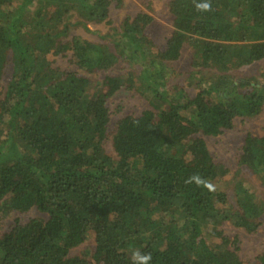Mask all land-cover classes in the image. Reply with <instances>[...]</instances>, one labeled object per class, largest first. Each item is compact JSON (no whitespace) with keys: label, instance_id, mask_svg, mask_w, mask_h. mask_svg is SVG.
<instances>
[{"label":"trees","instance_id":"16d2710c","mask_svg":"<svg viewBox=\"0 0 264 264\" xmlns=\"http://www.w3.org/2000/svg\"><path fill=\"white\" fill-rule=\"evenodd\" d=\"M122 2L0 0V217L17 216L0 229V264H135L137 250L150 264H248L222 226L257 231L263 203L238 172L227 179L204 136L264 109V82L234 74L264 61V0H170L164 50L151 45L146 13L126 16L102 42L73 33L111 25L110 7ZM186 45L199 74L213 71L193 97L167 82L165 65ZM68 56L87 74L142 66L92 80L55 66ZM123 88L153 108L113 121L108 100ZM239 165L264 179V136L247 135ZM196 174L212 189L186 183ZM31 211L38 216L22 223Z\"/></svg>","mask_w":264,"mask_h":264},{"label":"rangeland","instance_id":"374dc122","mask_svg":"<svg viewBox=\"0 0 264 264\" xmlns=\"http://www.w3.org/2000/svg\"><path fill=\"white\" fill-rule=\"evenodd\" d=\"M169 2L170 0H123L121 6H116V3H113L110 7V19L113 21L111 25L105 23H92L88 26L91 31L78 28L73 33L80 36L82 39L102 42L103 40L100 38V35L111 32V26H119L126 16L135 17L140 13H146L153 18L146 32L151 45L154 51L164 50L167 40L174 30L173 16L168 6ZM71 60L70 56L58 57L55 59L54 64L64 70L79 71V73L88 76L92 80H103L107 74L119 75L129 71L131 67L139 70L142 66L139 63L130 66L122 62L107 73L98 72L95 74H87ZM191 60L192 52L186 45L181 52L180 58L166 64L165 67L168 87H182L187 91L190 97H193L197 94L200 87L206 85L204 82L199 86L201 77L211 76L213 71L205 69L201 75L191 66ZM9 72L10 70L7 69L5 82L9 78ZM262 73L264 74V61L242 67L234 72L236 78L256 77L257 81L264 82V77L260 76ZM108 106L112 112L113 121L125 115L139 116L143 111L153 108L146 96L134 90H126L125 88L118 91L108 100ZM234 124L233 129L227 130L217 137L204 136V139L215 162L225 165L230 170L227 179H231L233 175L238 172L236 180L241 181L242 184L250 188L253 196L259 202L263 203L264 207V179L246 170L245 166L239 165V157L242 154V148L247 135L250 134L254 137L264 136V109L257 117L238 118L235 120ZM108 151L113 152L111 146H108ZM231 188L232 187L227 188V192L232 201L233 196ZM36 216H38V214L35 211H31L27 214L18 215V218L22 223H25L29 218ZM16 217L15 215L8 218L0 217V229L3 231L8 229ZM261 220L262 224L258 230L253 233H248L243 228H237L229 222H225L222 226V230L227 236L232 240H237L235 246L231 245V250L236 251L239 258L248 264H259L257 262V257L264 252V214ZM93 245V240H90L87 244L75 248L72 251V255L80 254L86 247Z\"/></svg>","mask_w":264,"mask_h":264},{"label":"clouds","instance_id":"9594fccd","mask_svg":"<svg viewBox=\"0 0 264 264\" xmlns=\"http://www.w3.org/2000/svg\"><path fill=\"white\" fill-rule=\"evenodd\" d=\"M199 9H202L204 11H208L211 8V5L209 3H204L201 5H197ZM195 180L198 185L203 184V186L209 188L210 190L212 189V185L209 184L207 181L202 180L198 174L194 175L193 177H190L186 183L192 182V180ZM133 259L135 264H150L152 260L151 253H143L139 250L133 253Z\"/></svg>","mask_w":264,"mask_h":264}]
</instances>
